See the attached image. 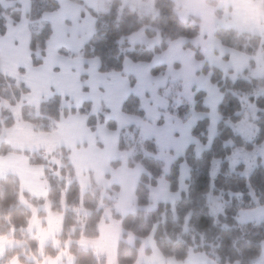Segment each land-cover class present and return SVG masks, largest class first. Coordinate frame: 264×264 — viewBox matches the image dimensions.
Instances as JSON below:
<instances>
[{"label": "trees", "instance_id": "trees-1", "mask_svg": "<svg viewBox=\"0 0 264 264\" xmlns=\"http://www.w3.org/2000/svg\"><path fill=\"white\" fill-rule=\"evenodd\" d=\"M70 1L79 3L78 0ZM259 1L264 6V0ZM153 9L154 15L142 14L125 6L120 0H113L106 11L90 13L95 20L94 30L82 50L76 55L66 52L60 54L69 59H96L99 61V73L121 74L125 60L135 64H150L171 43L181 39L186 41L183 48L192 51L196 60L203 62L199 49L191 44L200 36L198 20L181 21L179 9L172 0H154ZM57 11L56 0H30L27 20L29 51L34 68L41 67L45 47L51 37V27L43 22V17ZM221 15L222 12L217 10V18ZM19 19L18 5L12 9L0 6V39L5 36L8 23L16 24ZM139 33H143L148 40L160 39V44L153 49L139 44L132 45L129 39ZM214 37L226 49L248 57L249 62L246 70L235 78L223 75L207 63L203 65L201 74L209 75L211 83L219 88L222 95L218 107L217 132L210 146L207 147L209 120L205 116L208 110L203 103L205 93L195 91L194 104L191 105L181 97L182 86L179 82L168 83L157 94L168 101L167 114L181 123H186L193 113L205 116L190 130V136L202 147L200 153L196 146L188 147L183 157L177 159L165 174L164 165L157 158L159 149L154 141L141 139L135 128L119 132L118 150L128 154L127 168L140 167L144 172L135 189L137 209L133 213L118 215L114 207L115 197L103 193L94 183L88 193L81 195L65 149L58 148L49 153L26 152L13 150L4 143L0 145V157L9 154L23 156L29 165L43 167V181L48 186L45 199L23 195L31 206L29 211L20 204L21 192L17 178L8 175L0 179V241L10 240L22 245L7 250L0 264H9L14 259L19 264H39L42 258H57L66 246L72 258L71 264H108L106 256L78 245L83 239L96 241L100 238V226L107 215L119 224L123 232L136 239L145 240L152 234L155 248L165 259L182 263L192 253L204 254L215 264H254L264 244V221L239 224L237 216L239 212L264 207V166L257 163L252 172L245 175L242 165L235 169L229 168V158L234 152H251L264 144V75L255 76V56L260 50L264 53V37L230 29H217ZM165 71L164 67H156L151 70V74L157 77ZM19 73L22 74V71ZM27 95L28 90L21 83L0 74V103L5 105L0 109V136L3 131L15 126V108L20 110V122L39 134L56 132V124L61 118L76 113L87 117L91 132L98 123H104L108 130L116 131L115 123L106 120L108 112L104 108L96 117L90 116L89 104H84L79 110H63L62 100L53 95L35 112L24 103L23 99ZM121 110L125 115L142 120L145 118L134 95L124 101ZM161 123L159 121L158 124ZM241 123H250L254 127L250 140L243 139L234 131V127ZM182 164L188 168L189 177L187 190L180 192ZM214 165L216 174L213 177L211 170ZM163 179L168 183L170 192L178 193L179 198L173 205L159 204L151 207L150 190ZM113 191L117 192L115 188ZM212 198L221 206V211L215 215L211 211ZM32 211L37 212L39 219H45L48 212L61 216L57 249L53 245L41 248L40 240L29 232ZM137 248L120 241L116 247L115 263L136 264Z\"/></svg>", "mask_w": 264, "mask_h": 264}, {"label": "crops", "instance_id": "crops-1", "mask_svg": "<svg viewBox=\"0 0 264 264\" xmlns=\"http://www.w3.org/2000/svg\"><path fill=\"white\" fill-rule=\"evenodd\" d=\"M56 1L58 11L43 17V21L51 25V37L41 67L34 68L30 58V33L27 20L30 0H15V2L0 0L2 8L12 9L18 5L20 12L19 22L16 24L9 22L5 36L0 39V74L21 83L28 90V95L23 100L35 112L53 95L62 100L63 110H68L67 101L72 103L73 107L70 109L74 110H79L84 104L91 105L90 116L93 117L99 114L101 108L106 109L108 112L106 120L115 123L116 131L108 130L104 123H98L91 132L87 125V117L77 113L70 114L67 118H61L56 124L57 131L51 133L56 139L53 151L62 148L68 152L69 162L75 172L81 195L88 193L91 184L94 183L103 193L115 197L114 207L117 214L126 216L137 209L135 189L144 172L140 167L127 168L128 154L118 150L119 132L135 128L139 131L141 139L154 141L159 149L157 158L163 163L165 174L177 159L183 157L188 147L194 145L200 153L202 147L190 136V130L206 116L209 120L210 144L216 136L219 122L218 107L222 101L220 90L211 83L210 76L201 74L204 63L218 69L223 75L235 78L246 70L249 62L248 57L223 47L214 37V33L217 29H230L263 38L264 6L259 0H172L179 9L181 21L199 20L200 36L191 44L199 49L203 62L197 61L192 51L185 50L183 47L186 41L180 39L171 43L164 53L154 57L150 64H135L125 60L121 74L105 75L99 73L98 60L69 59L63 57L60 52L78 54L89 42L93 32L95 20L90 13L106 11L113 0H78V4L70 0ZM153 1L151 0L152 6ZM207 2H214L217 5L222 12L220 18H217V11L213 7L207 6ZM141 3L144 1L141 0ZM255 61L257 64L255 76L262 77L264 55L259 54ZM156 67L166 68L165 73L157 77L152 76L151 70ZM173 82L181 84V97L191 105L194 104L195 91L205 93L203 103L208 114L204 116L193 113L186 123H181L167 114L169 103L164 97L159 96L157 91ZM130 95L137 98L145 114L144 120L123 114L122 105ZM159 121L162 123L158 124ZM244 126L245 124L240 128ZM251 131L253 132V129ZM2 138L3 141L0 142L7 144L5 137ZM18 151L34 152L35 150ZM114 164L117 166L113 167ZM43 172L40 167L29 166L23 156L8 155L0 158V178L8 175L17 177L22 192L34 198L45 199L47 195ZM188 177V168L182 164L179 176L180 192L186 190ZM114 188L117 192L113 191ZM178 198L179 194L171 193L164 179L159 181L149 194L151 207L159 204L173 205ZM253 212L242 213L245 215L239 216V222L241 219L244 222L240 224L259 222L261 218H256ZM50 216L54 215L50 214ZM248 216L250 220H247ZM109 217L107 215L100 226L98 240L102 248L98 254L107 255L108 264H116L110 259L115 258V249L122 239L127 246L138 247L136 264H165L153 245L152 238L138 241L123 232L119 224ZM46 219H38L42 222L39 226L40 232L44 228L43 222ZM33 230L36 232L38 228L33 226ZM46 231L48 233V227L42 231V234L44 235ZM35 232L31 233L35 235ZM105 251H109L110 254ZM109 255L110 259H108ZM194 256L196 255L190 256L191 260L189 257L188 261L193 260L197 263L204 261L200 256ZM261 258H264V244L259 259ZM258 260L254 261V264ZM207 262L213 264L209 260Z\"/></svg>", "mask_w": 264, "mask_h": 264}, {"label": "rangeland", "instance_id": "rangeland-1", "mask_svg": "<svg viewBox=\"0 0 264 264\" xmlns=\"http://www.w3.org/2000/svg\"><path fill=\"white\" fill-rule=\"evenodd\" d=\"M120 1L125 6H128L129 8H131V9H133V10L139 12V13L154 15V9H153L151 0H143L144 3H141V0H120ZM207 6L213 7V9H215L216 11L219 10V8H217V5L214 2H207ZM193 20H197V19H193ZM43 22L45 23V21H43ZM198 22H199V20H198ZM47 24H49V23H47ZM7 27H8V25H7ZM50 27H51V25H50ZM51 30H52V28H51ZM93 30H94V28H93ZM6 31H7V29H6ZM92 34H93V32H92ZM129 41L131 43H133V44L136 43V44L144 45L147 49H153L154 47H156V46H158L160 44V39L156 38L154 40H148V39L145 38V35L143 33H139L138 35L131 37L129 39ZM48 42H47V44H48ZM47 44H46V47H47ZM46 47H45V50H46ZM259 54L260 55L261 54L264 55V53L260 50L256 54L255 58ZM44 58H45V56H44ZM20 70H22V69H20ZM67 103H68V109L73 107L72 103L70 101H67ZM0 104H2V103H0ZM3 106H5V105L2 104L0 106V109ZM89 106H90V110H91V105H89ZM99 112H100V110H99ZM13 116H14V119H15V122H16L15 123L16 126L12 130L3 131L2 135L0 136V140L1 141H3L2 137H5V140H6L7 144L10 146V148L13 147L11 149L17 150V151L18 150H35L34 152H43V153H49V152L53 151V147L55 146L56 139H55L54 136L51 135V133L50 134H39V133H36L33 130L32 127H28V126L23 125L20 122V110L18 108H15V110L13 112ZM243 125H244V123H241V124L237 125L238 127H234V131L238 135H240L243 139L250 140L252 135H253V132H254V127L252 126V124L247 123V124H245V126L243 128H240ZM252 129H253V132L251 131ZM4 133H6V134H4ZM209 146H210V144L207 145V147H209ZM9 155H13V154H9ZM0 158H2V157H0ZM257 163H260L261 165L264 166V144L259 146V147L254 148L251 152H244V151L238 152V153L234 152L233 155L229 158V168L230 169H235L238 165H242L244 167V174L245 175L250 174L252 172V170L256 167ZM28 164H29V162H28ZM29 166H31V165H29ZM31 167H40V168H42L45 171V169L43 167H41V166H31ZM215 174H216V165H214L212 167L211 176L214 177ZM43 175H44V172H43ZM2 178H4V177H2ZM2 178H0V179H2ZM17 180L19 181L18 178H17ZM19 184H20V181H19ZM45 187L47 188L46 192H48V186H47L46 183H45ZM186 190H187V188H186ZM20 192H21V197H20L19 200H20L21 206L24 209L30 211L31 210V206L23 198L24 194L25 195H28V194L22 192L21 184H20ZM46 197H47V195H46ZM32 198L33 199H44V198H34V197H32ZM210 201H211V205H212L211 206L212 213L214 215L218 214L221 211L220 204L217 205L216 204V199H214V198H212ZM44 210L48 211L47 208H44ZM252 211H254L252 214L255 215L256 218H261L259 220V222L264 221V207L257 208V209L252 210ZM246 212H249V211H246ZM81 213H83V212L81 211ZM242 213H245V212H239L238 216H237V222L239 224H240V222L241 223L244 222L243 219H241L240 222H239V216L243 217L245 215V214L243 215ZM36 216H37V212H33V216H32L30 227H29V232L31 231V226H32V231L33 232H35V230H33V226L37 227L38 230L35 232V235H37V237L40 240L41 248H44L47 245H53L57 249L58 246H59L58 245V242H59L58 239H59L60 230H61V220H62L61 216H50V214L48 212V215L46 217L47 219L45 218L46 220H44L45 222H43V223H45L43 230L46 227H48V233L46 231L44 233V235L42 234L43 230L41 232L39 230V226H40V224L42 222H39L40 219L38 217H36ZM109 219H111V218L109 217ZM247 220H250L249 216H248ZM32 221H34V222L32 223ZM148 238L151 239L152 238V234ZM147 239L140 240V241H146ZM98 240L89 241V240H84L83 239V240H80L78 242V245L81 248H83V249H90V250H93V251L97 250L96 253L98 254L102 250V248L99 246L100 242ZM136 240L139 241V239H136ZM121 241L126 243L124 239H122ZM19 246H22V245L18 244L16 242L10 241V240H1L0 241V260L3 258L4 254H5V252L7 250L14 249V248H17ZM105 252L110 254L109 251H105ZM115 252H116V249H115ZM158 253H159V251H158ZM159 255L162 257V259H163L165 264H185V263L186 264H210L209 262H207V260H209V259L204 254H192V253H190L189 256L187 257V259L184 262H182V263L178 262V261H176L174 259H165L160 253H159ZM192 255L200 256V258L204 259V261H202V262L199 261L198 263L194 262L193 260L192 261H188L189 257L190 256L192 257ZM196 256H194V257H196ZM106 257H107V255H106ZM191 257H190V260H191ZM110 258H111V256L109 255L108 259H110ZM205 259H207V260H205ZM110 260H111V262H113V261H115V258H111ZM209 261L212 263L211 260H209ZM31 262H32V260H31ZM71 262H72V258L68 254L67 246H66L65 249L62 250V252L59 254V256L57 258H55V259H51V258L50 259H43L42 258V261L39 264H71ZM9 264H19V263H18L17 259H14ZM213 264H215V263L213 262ZM256 264H264V258L259 259L258 262H256Z\"/></svg>", "mask_w": 264, "mask_h": 264}]
</instances>
